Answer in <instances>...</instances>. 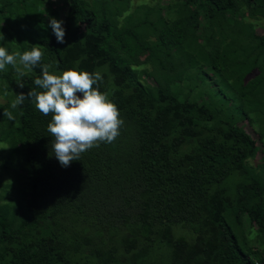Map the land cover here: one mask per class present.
<instances>
[{
  "label": "trees",
  "instance_id": "obj_1",
  "mask_svg": "<svg viewBox=\"0 0 264 264\" xmlns=\"http://www.w3.org/2000/svg\"><path fill=\"white\" fill-rule=\"evenodd\" d=\"M62 3L0 0V46L22 54L39 44L41 63L57 74L99 71V89L124 125L114 142L62 167L47 131L51 114L31 98L11 108L17 93L36 88L41 66L23 77L19 64L0 71V264H153L146 259L160 248L168 255L161 264H264V252L245 241L264 239V150L249 166L258 147L237 126L248 113L235 107L249 100L250 112L263 108L264 72L242 78L228 99L201 66L173 58L192 43L193 53L206 46L205 57L223 64L253 55L250 65L264 70V0ZM49 18L64 22V44ZM173 227L190 236L176 237Z\"/></svg>",
  "mask_w": 264,
  "mask_h": 264
},
{
  "label": "clouds",
  "instance_id": "obj_2",
  "mask_svg": "<svg viewBox=\"0 0 264 264\" xmlns=\"http://www.w3.org/2000/svg\"><path fill=\"white\" fill-rule=\"evenodd\" d=\"M63 21L49 18V27L55 35L57 43L64 44L65 29ZM2 27V25H0ZM4 34L0 31V41ZM44 53L39 44L31 46V50L9 54L0 46V71H6V66L17 64L31 71L41 66V76L33 83L36 88L16 94L11 108L16 109L25 99L31 98L36 109L45 116L51 114L47 131L53 138L51 149L62 167L70 166L74 160H80L81 155L100 143H112L120 135L124 125L123 119L115 103L107 92L99 89L103 77L99 71L88 72L70 68L57 74L52 63H41ZM58 66V65H56ZM18 75L25 72L17 68ZM17 85L23 88L22 80ZM3 115L9 121L15 120L11 111L5 110Z\"/></svg>",
  "mask_w": 264,
  "mask_h": 264
},
{
  "label": "rangeland",
  "instance_id": "obj_3",
  "mask_svg": "<svg viewBox=\"0 0 264 264\" xmlns=\"http://www.w3.org/2000/svg\"><path fill=\"white\" fill-rule=\"evenodd\" d=\"M48 1H50L51 5H53V7H59L61 4L63 5L62 0H48ZM138 1H140V0H138ZM142 2H150V0H142ZM63 8L58 10L60 17L63 14V11H64ZM93 20H95L94 17H93ZM207 28H208V26H207ZM5 31H7L9 33V30H5ZM206 31H207V29L205 30V32ZM255 32L257 34L262 33V31L260 29H255ZM206 33H208V32H206ZM203 37L204 36H202V38ZM6 39H9V38L7 37ZM12 43H14V42H12ZM199 48H196L195 50H197V51L195 53H193L194 45L192 43H189V47L179 46L178 50H176V51L173 50L174 61H176V62L180 61L181 66L186 68V69L189 66V64L192 61H194L196 68H197V66H201L200 72H199L201 77L204 79H208L207 76L214 77V78H212L213 79L212 85H214L217 88L218 93H220L221 95L227 96L228 99H236V95L238 94V92H237V88L235 87V84L239 83L242 78H244V80H246V79L251 80V79L255 78V76H257V75H258L257 78H259V75L262 72H264L262 63H260V61H258L256 63L257 65H255V66L250 65V63L254 59L253 55H251V56L249 55L247 61L242 62L239 60V61H236V64H232V63L223 64V63L219 62V60H220L219 58H215V56H213L212 54L205 57L206 52L209 51V49L206 46L202 49H199ZM205 59H207V61L211 65H208L207 63H205ZM139 63L141 64V66L139 67L140 69L145 68L146 64H145L144 56L139 58ZM213 64H215L214 67L216 69H214ZM20 67H22L21 65H19V69L24 71V69H22ZM259 68H262V70H260ZM254 71H256L255 76H253ZM206 74H207V76H205ZM149 79H151V78H149ZM172 79H173V77L171 76V80ZM212 79H210V80H212ZM218 81H220L219 84H218ZM225 87L227 88V91L223 92V91H225L224 89H226ZM256 91L257 92L259 91V87H256ZM210 92H211V90H210ZM220 99H218V100L216 99V101L219 102ZM255 101H257V99H255ZM235 102L236 101H234V103ZM251 104H253V102H250L249 100H245V102H243V104L241 106L238 105L239 107L238 106H235V107L238 108V112L241 111L240 116H242L241 114H244V112L248 113L247 119L243 120L241 122H238L237 126H241L246 131L248 136L255 142V145L258 147L255 159L247 161L249 166H255L257 163L260 162V157L263 156L261 154V150H264V131H261L259 129V127H261V125L264 124V106H263V108H257L259 106H256L257 113L255 114L253 112H250V110H252V108L255 107V106H252ZM255 116H257V117L255 118ZM252 120H253V122H252ZM3 178H5V177H3ZM172 229H173V233L176 237H179V235H181V234H183L185 237H187V235L190 236V234L188 232L184 233L183 231L179 230L177 227H173ZM253 230H254V227H253ZM253 238H254V236L251 233L249 236H245V241L248 243V245L255 244L257 247V250L264 252V239H262V241H261L258 238L257 241L254 243L252 240ZM159 250L151 249L150 253L148 255L149 258H147L146 261H148V262L152 261L153 264H161L163 261H165L168 257L167 253H165V249L160 248Z\"/></svg>",
  "mask_w": 264,
  "mask_h": 264
}]
</instances>
